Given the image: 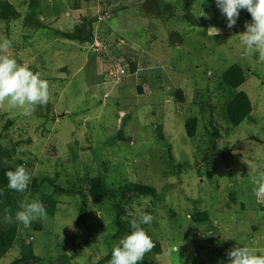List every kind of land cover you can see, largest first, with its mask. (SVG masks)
<instances>
[{
    "label": "rangeland",
    "instance_id": "obj_1",
    "mask_svg": "<svg viewBox=\"0 0 264 264\" xmlns=\"http://www.w3.org/2000/svg\"><path fill=\"white\" fill-rule=\"evenodd\" d=\"M7 1L22 16L0 22V37L11 41L6 54L47 80L51 97L30 115L0 106L4 160L24 166L30 184L39 185L12 194L11 216L32 201L41 202L48 215L29 226L16 221L17 240L0 264L20 257L24 244L47 257L42 264H95L124 237L115 235L118 204H124L127 219L154 217L148 225L161 244L154 253L157 264H222V255L236 246L264 255V202L254 195L249 177L250 168L264 172V64L257 62L258 54L244 53L238 35L251 22L244 9L228 28L214 0H179L182 7L177 0H132L122 10L139 39L117 28L126 44L115 51L112 37L95 24L94 37L101 35L106 48L90 55L86 42H70L60 32H72L85 18L112 15L122 7L120 0ZM202 2L208 4L203 11L213 8L211 17L220 20L216 36H208L197 12ZM34 11L43 26L28 24ZM117 59L127 74L108 78L105 70ZM234 63L247 72L238 90L253 103L251 115L237 127L226 118L229 92L221 84ZM191 117L198 118L193 137L185 126ZM95 176L115 190L134 183L156 192L97 200L88 192ZM194 210L208 211L216 228L193 221ZM227 239L232 242L225 250Z\"/></svg>",
    "mask_w": 264,
    "mask_h": 264
},
{
    "label": "clouds",
    "instance_id": "obj_2",
    "mask_svg": "<svg viewBox=\"0 0 264 264\" xmlns=\"http://www.w3.org/2000/svg\"><path fill=\"white\" fill-rule=\"evenodd\" d=\"M216 5L222 15L226 17L228 28L236 25L242 9L250 13L251 22L245 23L246 31L238 36L245 55L258 54L257 62L264 64V0H216ZM201 16L210 18L204 12ZM219 33L220 30L215 26L208 28V36L213 34L216 36ZM96 37L104 45L101 50L106 48L104 40L99 35H95L93 41L81 43L84 44L83 48L85 47L86 52H89L88 48L90 44L94 43ZM118 41L116 38L111 40L115 51L119 48L116 44ZM10 47L11 41L6 37H0V106L7 104L12 108L22 110L24 115H30L38 106H46L49 103L50 85L39 74L7 55V50ZM89 53L90 55H99V52ZM119 60L109 67L110 69L105 70L108 78L113 77L110 71H116L117 64L123 63L122 59ZM122 66L125 68L123 64ZM5 175L8 180L7 187L16 192H25L32 180L31 173L24 166H17L14 170L7 171ZM249 177L255 185L254 195L258 201L264 202V172L254 174V170L250 168ZM20 208L21 210L16 213L15 220L25 226H29L36 220L47 219L48 213L45 206L39 201L21 203ZM97 214L99 215V213ZM153 220L154 217L150 214H143L138 219H132L130 233L121 238L119 245L113 248L108 264H141L145 256L155 248L152 238L141 225L151 224ZM3 222L5 224L13 223L9 209H5ZM227 256L229 264H264V255L253 253L246 246H236L228 250Z\"/></svg>",
    "mask_w": 264,
    "mask_h": 264
},
{
    "label": "trees",
    "instance_id": "obj_3",
    "mask_svg": "<svg viewBox=\"0 0 264 264\" xmlns=\"http://www.w3.org/2000/svg\"><path fill=\"white\" fill-rule=\"evenodd\" d=\"M124 6H126V4H123L122 7L114 8L115 9L114 13L121 11L124 8ZM36 14L37 11L29 12L27 15V22L32 26L41 27L43 26V23H41L37 19H34V15ZM21 16H22L21 12L17 8H15L11 2L7 0H0V22L4 21L6 23H10L13 19L14 20L18 19ZM98 18H99L98 16L92 18H85L82 23L75 26L72 32L61 31L59 35L70 40L80 41V43L93 41L94 33H95L94 32L95 22L98 20ZM132 32L134 33L133 35L137 39H139L138 37L139 30L133 29ZM117 38H119L118 39L119 41L123 40L124 41L123 44H126L125 41L126 38L124 37L121 38V36H117L116 39ZM101 54H103V50L99 52V55ZM246 79H247V72L245 68L242 66V64H238V63H234L231 66H229L221 75V84L224 85L229 92V100L225 106V114L228 122L234 127L239 126L244 120L248 119L253 111V103L248 93L244 90H238L240 86L243 83H245ZM197 125H198L197 117H191L186 121L185 126L188 136L193 137L195 135L197 130ZM6 156H7V152L4 151L0 146V210H1L0 211V258L5 256L12 249L13 245L17 240L16 234L18 229V223L16 222L15 219H13V223L11 224H5L3 222L5 209H9L10 214L14 213L13 206L10 202L12 194L20 193L13 191L7 187L8 180L5 173L9 170H14L16 166L6 163L4 160ZM36 183L37 181L35 180L33 184H29L28 188H31L32 191H34L39 186ZM56 188L58 191L62 193L63 192L69 193V190L67 188H62L60 186H56ZM88 192L91 197L97 200H109V199L114 200L120 197H122V200H124L127 198L129 199L130 194L133 192H138L140 194H147V193L155 194L156 191L151 186H147L143 184L136 185L134 183H130L125 187H121L119 190H115L106 184L103 176H95L91 178L89 181ZM116 209H117V213L114 222L118 226V229L115 235L116 237L125 236L127 233H130L131 231L130 221L132 220V218L130 217L128 219H125L126 209L124 207V204L116 205ZM50 211H52V209H49V212ZM192 219L196 223H200V224L209 222V229L214 230L216 228L215 226H213V222L208 211L194 210L192 213ZM33 226L38 228L37 224ZM141 226L152 238V234L149 231L150 225L145 224ZM153 242L155 243V248L145 256L141 264H157L156 259L154 257V253H157L161 250V244L155 240H153ZM225 242L227 243L225 246V250H226L227 246L231 245L232 239H227L225 240ZM117 245H119V243ZM221 249L224 250L223 247ZM112 250L113 248L106 254V256L99 259L95 264H108V261L111 258ZM46 261H49L47 260V257L45 258L35 253L32 244H28V245L24 244L22 245L21 256L15 258L9 264H31V263L42 264L43 262ZM222 261H223L222 264H229L228 256L223 254Z\"/></svg>",
    "mask_w": 264,
    "mask_h": 264
},
{
    "label": "crops",
    "instance_id": "obj_4",
    "mask_svg": "<svg viewBox=\"0 0 264 264\" xmlns=\"http://www.w3.org/2000/svg\"><path fill=\"white\" fill-rule=\"evenodd\" d=\"M86 1H88V0H86ZM90 1V0H89ZM98 1H103V0H98ZM123 4H126V5H131V2H132V0L131 1H129V0H120ZM157 2H158V0H156ZM164 3L167 1V0H162ZM189 1V0H188ZM82 2H83V0H82ZM160 2V1H159ZM112 3H114V1L113 0H111L110 2H109V4L111 5ZM177 3L179 4V5H181L180 3H179V0H177ZM177 3L176 2H172L171 4L173 5V6H176V8H175V10H176V14L179 12V8H178V5H177ZM190 3V2H189ZM203 3V2H202ZM213 3H215V5H216V0H214V2ZM141 4H143V1H142V3H139L138 5H141ZM193 5V4H192ZM208 4H202L201 5V9L199 10V11H197L198 13H199V16H201L202 14H203V12L204 13H206L207 14V16L208 17H210V18H205V16H203L204 17V19H205V22H206V24H207V27H210V26H215V27H217L218 26V23H219V21L220 20H213V16L211 17V15L213 14V12H214V9L213 8H207V9H205L204 11H203V9L207 6ZM132 6V5H131ZM181 7H182V5H181ZM190 8H191V10H193L192 9V6H190ZM183 12L184 11H181V13L180 14H183ZM198 13H195V14H198ZM192 14H194V13H192ZM244 14L246 15V17H247V14H248V17L247 18H249V19H251V15H250V13H248L247 12V10H245V12H244ZM99 17V16H98ZM115 19V21L113 22V20ZM246 19V18H245ZM99 20V21H98ZM98 20L95 22V24H97L98 25V28L102 31V33L104 34V35H106V36H111L112 37V39H114V38H116V31H117V28H120V29H123V30H128V31H133V29H136L135 27H132L129 23H130V21H129V19H128V13L126 14L125 13V10H121V11H119V12H113L112 13V15H110L109 17H107L106 18V16H105V18H103V19H99L98 18ZM247 20V19H246ZM102 24L104 25V27L102 26ZM44 28V27H43ZM208 30V29H207ZM207 33H208V31H207ZM116 35V36H115ZM133 35V34H132ZM101 36V35H100ZM111 39V40H112ZM68 40V39H67ZM57 41H59V40H56V45H58V46H60L61 44H62V41L59 43V42H57ZM68 41H70V42H75V41H77V40H68ZM59 51V50H58ZM60 51H63V49H61ZM100 69L102 70V68L100 67ZM97 71H98V69L96 68V73H97ZM105 84H108V82H104ZM107 94V93H106Z\"/></svg>",
    "mask_w": 264,
    "mask_h": 264
},
{
    "label": "built area",
    "instance_id": "obj_5",
    "mask_svg": "<svg viewBox=\"0 0 264 264\" xmlns=\"http://www.w3.org/2000/svg\"><path fill=\"white\" fill-rule=\"evenodd\" d=\"M124 41H118L116 42L117 46L119 47L120 44H123ZM102 47H104L103 43L98 39V37L95 38L94 43L92 44V46H89V52L91 53H95V52H100ZM110 74L113 77H116L119 79L120 76H123L126 74V69L122 66V64H117V69L116 71H110Z\"/></svg>",
    "mask_w": 264,
    "mask_h": 264
}]
</instances>
